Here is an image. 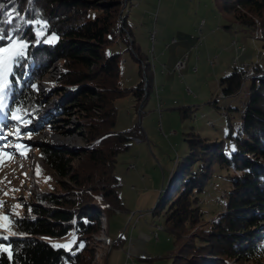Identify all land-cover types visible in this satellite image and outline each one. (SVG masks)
I'll return each mask as SVG.
<instances>
[{"label":"trees","instance_id":"obj_1","mask_svg":"<svg viewBox=\"0 0 264 264\" xmlns=\"http://www.w3.org/2000/svg\"><path fill=\"white\" fill-rule=\"evenodd\" d=\"M212 2L220 17L230 22L222 27L242 28L260 43L264 58V0ZM135 4V0H0V47L27 41L0 81V125H7L12 113L39 116L45 98L54 97L52 110L38 119V130L76 134L84 143L78 149H54L47 143L35 148L48 168L39 171L45 173L48 188L33 196L31 216L13 219L15 231L0 239L9 248V253L0 251V264H93V237L107 228L112 213L129 212L118 195L114 167L117 156L139 136L136 129L114 131L115 101L130 95L142 107L153 82L129 17ZM111 46L124 47L138 63L143 79L136 86L121 87V54L107 53ZM55 65L61 72L43 97L32 87ZM246 79L240 123L234 128L228 118L225 125L230 145L194 131L184 134L185 154L173 165L151 211L164 218L161 228L172 249L140 259L150 264L160 259L167 264H264V63L235 67L219 79V86L221 97H233ZM193 109L178 108L180 117H189ZM215 164L227 169L229 185L221 211L207 216L202 195ZM70 232L75 237L70 251L44 239ZM117 242L127 239L121 236L111 247Z\"/></svg>","mask_w":264,"mask_h":264},{"label":"rangeland","instance_id":"obj_2","mask_svg":"<svg viewBox=\"0 0 264 264\" xmlns=\"http://www.w3.org/2000/svg\"><path fill=\"white\" fill-rule=\"evenodd\" d=\"M135 2L129 17L144 54L143 60L151 66L153 82L142 107L136 106L130 95L115 101L114 131L136 129L139 138L131 139L130 149L117 156L114 167L119 181L118 195L129 212L112 213L107 218V228L93 237V264H150L140 258L160 256L172 249L171 239L161 228L164 218L152 215L151 211L173 165L185 154L184 134L194 131L208 140L230 145L225 125L229 118L233 127H238L249 79L237 95L228 98L221 97L219 79L235 67L264 63L260 43L245 35L240 27L223 28L230 22L220 17L218 6L212 0ZM24 42L27 41L15 40L0 47V81L8 76L13 58L25 46ZM107 53L121 54V87L136 86L143 79L138 74V63L124 47L111 46ZM55 68L58 69L56 74ZM60 72V66L55 65L32 88L47 97ZM55 100L45 98L39 116L34 113L22 117L15 113L9 115L5 122L15 125L13 129L0 125V239L16 229L9 222L10 231L2 230L8 217L14 216L13 210L23 215L30 208L33 196L48 188L45 173H39L48 168L37 154L38 144L50 142V135H57L71 140L63 148L84 146L83 139L76 134H62L49 128L38 130V119L45 118ZM215 100L216 104L212 105ZM187 106L194 109L189 117L182 119L178 108ZM226 174L225 167L214 165L207 192L202 195L207 216H215L222 209L224 190L229 185ZM100 222L106 226L104 217ZM121 236L127 242H117L111 247ZM44 239L66 251L75 243L72 232L64 237L45 236ZM0 251L9 253V248L0 244ZM152 264H167V260H156Z\"/></svg>","mask_w":264,"mask_h":264},{"label":"bare ground","instance_id":"obj_3","mask_svg":"<svg viewBox=\"0 0 264 264\" xmlns=\"http://www.w3.org/2000/svg\"><path fill=\"white\" fill-rule=\"evenodd\" d=\"M53 72L56 74L58 72V69L55 68ZM50 141L52 143H56V144H69L71 140H69V139H65L64 140V139L59 138L57 135H50ZM13 212H14V216H9L8 217L7 224H5L6 226L4 227V229H7L9 231H10V229H9L8 223L10 222V224H12V226L15 225L13 223V219L31 216V209L30 208H27L23 212V215H20V213L17 210H15V209L13 210Z\"/></svg>","mask_w":264,"mask_h":264},{"label":"water","instance_id":"obj_4","mask_svg":"<svg viewBox=\"0 0 264 264\" xmlns=\"http://www.w3.org/2000/svg\"><path fill=\"white\" fill-rule=\"evenodd\" d=\"M47 144L54 149H60L66 147V144H56V143H52L51 141L47 142Z\"/></svg>","mask_w":264,"mask_h":264}]
</instances>
